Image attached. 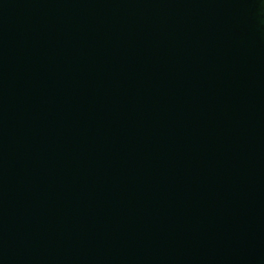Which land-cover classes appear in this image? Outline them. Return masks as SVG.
I'll return each mask as SVG.
<instances>
[{"label":"water","instance_id":"obj_1","mask_svg":"<svg viewBox=\"0 0 264 264\" xmlns=\"http://www.w3.org/2000/svg\"><path fill=\"white\" fill-rule=\"evenodd\" d=\"M0 264H264V0H0Z\"/></svg>","mask_w":264,"mask_h":264}]
</instances>
